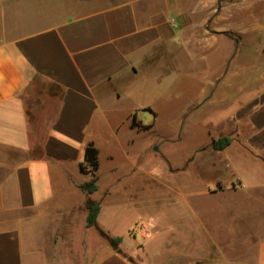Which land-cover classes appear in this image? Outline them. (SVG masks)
<instances>
[{"label":"crops","instance_id":"0c3cea01","mask_svg":"<svg viewBox=\"0 0 264 264\" xmlns=\"http://www.w3.org/2000/svg\"><path fill=\"white\" fill-rule=\"evenodd\" d=\"M141 1H118L59 21L57 0H48L38 17L12 18L3 26L0 169L6 175L0 180V264H133L124 255L126 234L117 249L99 235L101 206L96 228L86 227L81 186L87 180L79 171L84 149L92 142L98 151V182L100 151L91 128L106 124L113 100L127 95L133 102L128 118L137 116L142 108L135 92L147 94L153 87V68L171 60L184 62L186 55L200 58L205 46L221 47L219 67L210 82L199 85L187 110L209 120V140L229 137L264 167V0L220 7L212 0L188 7L169 6L168 1L157 11L138 7ZM5 3L12 16L16 0ZM37 18L40 24L24 29ZM207 19L211 34L203 32ZM251 31L257 35L252 43L233 37ZM183 109L173 125L186 126ZM136 169H107L110 187ZM144 236L140 234L146 240ZM208 264H264V240L256 244L250 261Z\"/></svg>","mask_w":264,"mask_h":264},{"label":"rangeland","instance_id":"374dc122","mask_svg":"<svg viewBox=\"0 0 264 264\" xmlns=\"http://www.w3.org/2000/svg\"><path fill=\"white\" fill-rule=\"evenodd\" d=\"M47 1L16 0L11 16L6 0H0V37L10 20L38 17L46 11ZM118 1L124 0H57L58 18L61 21L86 15ZM168 1L169 6L188 7L198 0H142L137 6L157 11ZM239 1L212 3L220 7ZM202 2L209 5L208 0ZM172 16L170 13L169 17ZM36 24H40L38 18L23 27L28 29ZM206 30L213 33L209 19L203 26V32ZM256 36L251 31L243 37H233L252 43ZM203 48L200 58L186 55L184 62L171 60L153 68V87L147 94L135 92L137 105L142 108L134 116L138 130L129 126L133 102L127 95L113 100L104 126L91 128L100 151L97 191L89 197L100 202L102 208L97 225L110 236L127 235L124 255L133 264L247 262L253 258L256 244L264 240V186L259 185L264 181L263 165L239 143L214 150L212 142L217 139L209 140V120L187 110L198 97L199 85L210 82L219 67L221 47ZM126 87L128 92L130 87ZM140 103L147 106L141 107ZM184 107L186 126L173 125L174 118L184 113ZM142 124L153 127L145 130L147 127ZM133 166L137 169L110 187L107 169L127 170ZM5 175V169H0V180ZM86 180L91 182L92 176L87 174ZM8 215L15 217L17 213ZM90 232L94 234V230Z\"/></svg>","mask_w":264,"mask_h":264},{"label":"trees","instance_id":"16d2710c","mask_svg":"<svg viewBox=\"0 0 264 264\" xmlns=\"http://www.w3.org/2000/svg\"><path fill=\"white\" fill-rule=\"evenodd\" d=\"M131 127H136L134 124V116L131 120ZM232 143V139L229 137H222L212 142V148L216 151L224 150L229 147ZM99 162H98V151L95 148L92 142H89L84 149V160L83 163L79 165V171L83 175L90 174L92 176V180L89 183H85L81 186V189L86 194V202H85V211L87 212L86 216V227H95L96 228V219L100 212V202L92 201L89 196L97 191V176L96 173L98 171ZM98 233L101 237L105 238L108 244L113 248L117 249V246L121 242V238L119 237H110L108 234L104 233L101 230H98Z\"/></svg>","mask_w":264,"mask_h":264},{"label":"water","instance_id":"95a60500","mask_svg":"<svg viewBox=\"0 0 264 264\" xmlns=\"http://www.w3.org/2000/svg\"><path fill=\"white\" fill-rule=\"evenodd\" d=\"M156 150V149H155Z\"/></svg>","mask_w":264,"mask_h":264}]
</instances>
